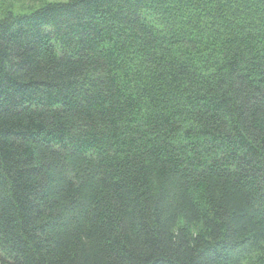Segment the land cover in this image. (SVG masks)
Wrapping results in <instances>:
<instances>
[{"label":"trees","instance_id":"obj_1","mask_svg":"<svg viewBox=\"0 0 264 264\" xmlns=\"http://www.w3.org/2000/svg\"><path fill=\"white\" fill-rule=\"evenodd\" d=\"M10 7L0 264H264V0Z\"/></svg>","mask_w":264,"mask_h":264},{"label":"rangeland","instance_id":"obj_2","mask_svg":"<svg viewBox=\"0 0 264 264\" xmlns=\"http://www.w3.org/2000/svg\"><path fill=\"white\" fill-rule=\"evenodd\" d=\"M1 1H4L5 3H9L10 5H13V7L19 9V10L14 9L13 10L14 14L24 15V14H30L36 8L40 7L41 5H44V3H48L51 1H64V0H1ZM10 5H4L3 7L0 6V11H5L7 10V8H11Z\"/></svg>","mask_w":264,"mask_h":264}]
</instances>
